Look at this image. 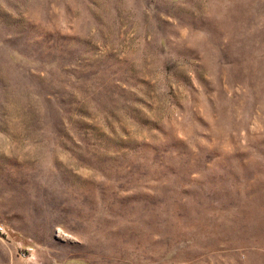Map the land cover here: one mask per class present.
I'll list each match as a JSON object with an SVG mask.
<instances>
[{"label":"rangeland","instance_id":"374dc122","mask_svg":"<svg viewBox=\"0 0 264 264\" xmlns=\"http://www.w3.org/2000/svg\"><path fill=\"white\" fill-rule=\"evenodd\" d=\"M0 264H264V0H0Z\"/></svg>","mask_w":264,"mask_h":264}]
</instances>
